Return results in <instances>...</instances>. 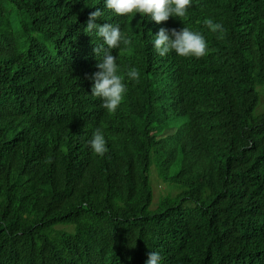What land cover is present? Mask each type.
Masks as SVG:
<instances>
[{"label": "trees", "instance_id": "obj_1", "mask_svg": "<svg viewBox=\"0 0 264 264\" xmlns=\"http://www.w3.org/2000/svg\"><path fill=\"white\" fill-rule=\"evenodd\" d=\"M96 7L0 0V264H264V0L164 21L204 35L199 58L159 56L153 24L105 10L130 37L120 74L139 73L113 113L90 94Z\"/></svg>", "mask_w": 264, "mask_h": 264}, {"label": "clouds", "instance_id": "obj_2", "mask_svg": "<svg viewBox=\"0 0 264 264\" xmlns=\"http://www.w3.org/2000/svg\"><path fill=\"white\" fill-rule=\"evenodd\" d=\"M102 7H96L89 12L84 25L85 33L96 41L92 43V52L96 58V71L88 77L91 81L90 94L99 98L101 107L108 113H113L120 104L127 91L125 80L133 82L139 79V73L135 67L127 68L124 74H120V66L117 63V55L112 54L116 49L118 54H127L130 45V37L121 30L118 24L105 20L97 23V18L105 17V10L116 16H128L135 13L144 17L155 27V34L148 38L153 50L161 57L170 51L179 57L199 58L206 54L207 41L204 35L189 27L179 29L167 28L164 21L170 16L184 18L187 9L192 6L193 0H98ZM202 24L209 32L217 33V38H222L224 28L219 21L205 18ZM89 150L103 156L107 151L105 134L101 128L92 131L87 140ZM144 264H161L159 252L151 250L147 253Z\"/></svg>", "mask_w": 264, "mask_h": 264}]
</instances>
